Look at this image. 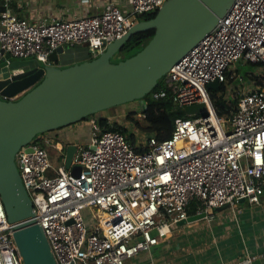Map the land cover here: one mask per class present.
I'll return each instance as SVG.
<instances>
[{"label": "built area", "instance_id": "2783aa9c", "mask_svg": "<svg viewBox=\"0 0 264 264\" xmlns=\"http://www.w3.org/2000/svg\"><path fill=\"white\" fill-rule=\"evenodd\" d=\"M165 1L125 0L123 8L109 0L97 15L30 23L13 12L10 0H2L0 62L8 53L50 67L58 65L49 58L58 47L83 43L95 57L136 25L140 14L157 11ZM234 62L259 66L256 78L248 79L252 87H232ZM214 81L217 90L224 88L215 93L217 98L228 103L227 90L236 97L227 113L218 114L212 103L213 90L207 84ZM159 85L150 90L154 100L169 93L176 107L203 106L201 112L177 119L163 140L146 135L131 143L113 129L125 128L122 122L95 114L88 119V141L70 143L75 151L68 168V144L46 132L16 151L19 178L56 264H125L167 238L190 215V206L193 214L204 213L203 218L211 220L213 209L234 206L239 199L252 206L261 203L264 0H233ZM50 152L60 161L56 167L49 161ZM72 166L79 167L78 175L71 173ZM85 207L91 216L87 224L80 214ZM0 264H22L1 199Z\"/></svg>", "mask_w": 264, "mask_h": 264}, {"label": "water", "instance_id": "95a60500", "mask_svg": "<svg viewBox=\"0 0 264 264\" xmlns=\"http://www.w3.org/2000/svg\"><path fill=\"white\" fill-rule=\"evenodd\" d=\"M232 1L166 0L152 18L139 21L83 63L47 71L33 66L11 71L7 76L0 74V199L22 264L56 262L15 168L18 148L38 133L145 97L157 80L211 31ZM147 30H153V35L140 50L118 62L111 61L131 35ZM64 48L68 46H60L56 52L62 53ZM9 57L4 54L0 69ZM217 86L216 81L207 84L211 90ZM202 109V104H194L183 110L191 115ZM74 151V144L66 146L65 168ZM71 173L78 175L79 167L72 166ZM203 217L204 213L189 215L178 225Z\"/></svg>", "mask_w": 264, "mask_h": 264}, {"label": "crops", "instance_id": "0c3cea01", "mask_svg": "<svg viewBox=\"0 0 264 264\" xmlns=\"http://www.w3.org/2000/svg\"><path fill=\"white\" fill-rule=\"evenodd\" d=\"M108 1L10 0V6L18 17L36 23L41 19L71 20L97 15ZM114 1L126 8L125 0ZM69 61L62 60L63 63ZM199 220L206 223L202 230H183L198 227ZM184 224L172 230L158 245L149 251H140L125 264H264V197L258 206L246 201L234 206L226 204L213 209L211 220L201 218Z\"/></svg>", "mask_w": 264, "mask_h": 264}, {"label": "rangeland", "instance_id": "374dc122", "mask_svg": "<svg viewBox=\"0 0 264 264\" xmlns=\"http://www.w3.org/2000/svg\"><path fill=\"white\" fill-rule=\"evenodd\" d=\"M64 47H65V45H64ZM64 49L65 50L62 53L56 52V60L55 61L57 62L58 65L53 64L50 67H48V66L44 67L41 63L35 62V60L33 58H30V57H28V58H15V57L10 56L7 59V65H5L4 67H2L0 69V74L2 76H7L8 74L11 73V71L17 70L19 68L26 69V68H30L33 66L43 67L46 71L49 69L57 68L58 66L61 68H64V67L71 66L74 64L83 63V62L87 61L86 59L89 56H91L90 50L86 46H81L80 48H75L73 46V47H68V48H64ZM116 54H117V51L114 52V54L111 56L112 62L120 61V60L116 59V57H117ZM63 59L67 60V61H69L70 59H72V60H70L67 63H63L62 62ZM258 68H259V66H257V65L245 63V62H243V63H241V62L232 63V65L230 66V70L232 72L236 73V76L231 79L232 87H238V85L241 83H247L250 75L255 76L256 74L259 73L260 69H258ZM247 84L250 85L249 83H247ZM249 87H252V85H250ZM213 91L215 93L218 92L217 89H215ZM225 95H227V97H229V98L232 97L231 92L229 90L225 91ZM144 104H145V99L143 97V98H140L137 100H133L130 102H125V103H121L119 105L109 107L107 109L100 111V114H97V115L110 117L112 120H114L116 122L117 121L122 122V124L125 126V129H127L129 132L133 133L135 140L140 141L146 137V135L140 129V126H143L144 122L142 121V119H139V120L137 119L139 123L137 122V124H135V121L128 120L126 115L129 114L130 112H133L134 115L141 114L143 109H144ZM91 116H95V114L88 115L85 117V119H82V120L77 121L75 123H72L70 125H66V126L54 129V130L46 131V133H48L49 135H52V137H54V138L60 139L61 141H65L67 144L73 143L75 141L86 142V141H88L89 134H90V126L88 124V119ZM49 161L53 167L58 166L60 163V161L57 158V155L54 152H50ZM14 163H15V168H16V162H14ZM262 197H264V195ZM220 208H222V207L215 208L214 210L220 209ZM80 214H81V217L83 218L84 223L87 224L88 221L91 219L89 209L86 207L82 208L80 211ZM199 224L200 225L198 227H195L192 230H189V229H183V230L194 231V229H195V230L200 231L206 226V223L203 220H199ZM183 225H185V224H182L180 226H175L174 229L181 228V226H183ZM152 234H155V233L152 232Z\"/></svg>", "mask_w": 264, "mask_h": 264}, {"label": "trees", "instance_id": "16d2710c", "mask_svg": "<svg viewBox=\"0 0 264 264\" xmlns=\"http://www.w3.org/2000/svg\"><path fill=\"white\" fill-rule=\"evenodd\" d=\"M1 10H2V3L0 4V11ZM155 14H156V10L151 12H144L139 15V21L148 20L152 18ZM152 35H153V30H147L131 35L117 50L116 59L122 60L130 56L131 54L137 52L147 43V41L152 37ZM55 53L56 52H53L49 56L51 60H54ZM91 58L93 57L89 56L86 60H89ZM252 78H256V77L250 75L248 79L250 80ZM159 83H160V79L157 80V83L154 86L153 90L160 86ZM219 89L224 90V88L221 86L219 87ZM151 91H149V93L144 97L145 106L142 112L144 117L141 118L142 121L144 122V125L140 126V129L143 131L145 135L148 136L152 135L158 140H163L170 135V132L173 128V124L177 119H185L188 118L189 116L185 114L183 108H179L174 105L169 93L163 98L154 100L149 96ZM211 98H212V103L218 114L227 113L229 110L233 108V106L236 103V97H234L233 95L231 98H228L227 101L228 103H226L225 100L222 99V97L217 98L214 91H211ZM126 117L128 120L135 121V124H137L139 120V118H137L133 112L127 114ZM104 122H105L104 119L99 120L100 125H104L105 128H108ZM113 129L121 131L131 143L133 142L134 135L133 133L129 132L127 129L118 126L113 127ZM193 213H194V207L190 206L188 209V214L192 215Z\"/></svg>", "mask_w": 264, "mask_h": 264}]
</instances>
